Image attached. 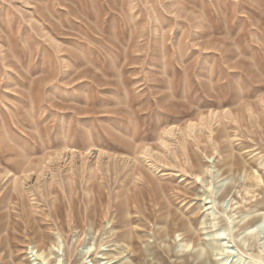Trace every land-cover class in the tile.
I'll use <instances>...</instances> for the list:
<instances>
[{"label": "rangeland", "instance_id": "obj_1", "mask_svg": "<svg viewBox=\"0 0 264 264\" xmlns=\"http://www.w3.org/2000/svg\"><path fill=\"white\" fill-rule=\"evenodd\" d=\"M0 264H264V0H0Z\"/></svg>", "mask_w": 264, "mask_h": 264}, {"label": "bare ground", "instance_id": "obj_2", "mask_svg": "<svg viewBox=\"0 0 264 264\" xmlns=\"http://www.w3.org/2000/svg\"><path fill=\"white\" fill-rule=\"evenodd\" d=\"M262 210H263V209H262ZM257 213H258V212H257ZM260 213H261V212H259L258 214H260ZM255 214H256V213H255ZM252 222H253V223H257L256 220H254V221H252ZM253 226H254V225L249 226L248 230L250 231L251 229H253Z\"/></svg>", "mask_w": 264, "mask_h": 264}]
</instances>
